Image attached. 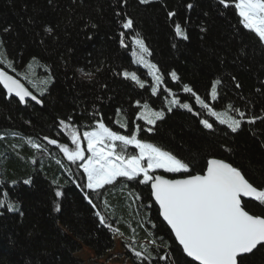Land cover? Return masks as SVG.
Instances as JSON below:
<instances>
[{"label": "snow or ice", "instance_id": "1", "mask_svg": "<svg viewBox=\"0 0 264 264\" xmlns=\"http://www.w3.org/2000/svg\"><path fill=\"white\" fill-rule=\"evenodd\" d=\"M52 2L48 0L49 4ZM116 2L119 10L114 12V16L118 18L120 29L119 45L127 49V40L130 39L133 62L147 70L151 84L142 80L136 71L112 70V74L132 82L139 89H149L153 97L164 95V106L153 110L147 101L137 99L132 104L138 109L132 121L117 107L114 115L125 116V119L113 120L114 124L124 130L116 131L105 122L104 113L97 105V102L103 104L104 96L98 94L91 105L77 104L67 116H57L52 129L56 133L55 137L51 134L43 135L38 142L31 136L25 139L14 130L3 129L0 130V141L6 140L8 136L19 137L18 142L9 147L25 163L33 166L39 164V168L33 169L37 173L43 168V157L53 159L55 165L67 174V182L75 185L81 198L92 209V215L98 222L97 227L112 233L113 240L122 238L126 251L130 257H134L133 264H248L251 257L264 253V165L256 168L251 161L248 165L237 163L239 149L236 137L247 130L264 151V129L256 127L258 124L264 125V106L257 111V101L253 99L254 94L264 99V78L257 75L254 94L250 92L245 96L241 91L243 85L240 80L230 74L233 95L241 103L237 105L229 100L227 112L217 111L213 104L227 96L224 76L213 78L206 95L202 97L193 85L182 81L175 68L162 71L150 59L153 52L145 38L136 31L134 18L123 11L129 5V0ZM154 2L157 0H137L138 5L143 6ZM163 7L167 20L172 22L174 37L180 41H189L190 17L186 15L182 23L174 19L178 15L175 9L169 10L166 4ZM184 7L191 12L196 5L192 0H187ZM214 8L220 15L231 8L238 16L237 34L242 37L245 30L254 34V47L264 52V0H214ZM203 15L207 17L209 13L205 11ZM84 27L95 29L97 25L88 20ZM196 27L201 33L200 39H204L203 34L208 31L204 22L201 21ZM3 31L7 33L10 29L4 28ZM44 31L48 35L54 33L51 27H46ZM88 38L91 39V36ZM4 46L5 42L0 39V49ZM172 47L176 48L177 44L173 43ZM248 47V44L243 45L233 60L234 64L241 57L247 56L245 49ZM220 63L224 64L225 60L221 58ZM0 65L16 71L13 62L3 52H0ZM31 66L29 63L28 67ZM65 67L69 68L67 61ZM261 68L264 69V65ZM69 70L72 72L74 86L88 84L93 86L92 90L98 86L101 93L108 89L107 83L96 79L103 70V63L94 65L86 58L80 65L71 66ZM45 71L49 73L48 79L43 82L45 87L36 95L20 79L0 68V95L18 105L27 106L34 102L35 105L45 107L46 102L42 97L48 91L47 85L55 82L51 70L45 68ZM168 82L178 86L179 92L185 94L187 99L182 101L178 93L168 86ZM190 100L194 104L188 102ZM174 109L190 113L202 126V130H207L214 137L206 154L190 153L189 156H183L150 139L159 134L158 122H163ZM210 118L215 119L210 122ZM82 121L88 123L85 125ZM135 121H144V124ZM216 122L226 128L218 129ZM25 123L31 124V121ZM85 128L88 130H83ZM24 144L40 155H33L26 160L19 152ZM53 148L57 150L55 153ZM6 171V167L0 165V182L5 184L4 190L0 191V209L4 210L0 211V216L8 212L23 217L19 201L9 195V189L19 181L12 180L8 184ZM22 183L31 185L33 176L29 175ZM51 183L54 194L51 210L62 214L64 186L57 180ZM118 185L121 186V193L127 190V197L131 205L136 206L137 214L140 210L144 212L141 220L137 221V226L146 233L144 240H137V228L130 222L125 223L131 234L124 239L125 233L116 226L123 218L113 220L109 214L113 208L107 198L109 189H115ZM139 188L145 190L147 195L138 191ZM154 206H158V217L162 218L160 223L151 218ZM146 224L151 227H145ZM161 224L168 231L167 238L159 231ZM94 238V233L79 237L84 241ZM112 258L119 259L120 254Z\"/></svg>", "mask_w": 264, "mask_h": 264}, {"label": "trees", "instance_id": "2", "mask_svg": "<svg viewBox=\"0 0 264 264\" xmlns=\"http://www.w3.org/2000/svg\"><path fill=\"white\" fill-rule=\"evenodd\" d=\"M186 2L187 0H157L149 6H143L138 5L137 0H129V5L123 11L134 18L136 31L140 32L152 50L153 56L150 59L164 72L175 68L182 81L193 85L202 97L206 95L210 81L223 75L227 96L214 103L213 107L217 111H228L226 105L229 100L237 105L241 103L233 95L230 74L236 75L240 80L243 85L241 91L245 96L250 92L254 94L257 75L264 78V69L261 68L264 65V52L254 47V34L247 30L242 37L237 34L238 16L231 8L220 15L214 8V0H192L196 7L188 12L184 7ZM165 4L169 10L177 11L175 20L183 23L186 15L190 17L189 41H180L174 37L172 22L166 18L163 7ZM116 10H119L116 0H76V3L73 0H53L52 4L48 0H0V39L5 42L0 52L13 62L16 71L13 72L6 65H0V68L22 80L36 95L39 93L33 89L32 83L35 82L39 89L45 87L43 82L49 76L45 68L50 69L55 76V82L47 85L48 91L42 97L46 102L43 108L34 102L27 106L18 105L0 95V130H14L20 137L26 139L31 136L38 142L43 135L51 134L55 137L56 133L52 131L55 118L67 116L77 104L91 105L98 94L104 96L103 104L97 102V105L104 113L105 122L116 131L124 130L114 124L113 120L125 119V116L114 115L117 107L132 121L138 111L132 104L137 99L147 101L154 110L164 106V95L153 97L149 89H139L132 82L113 76L112 70L127 69L136 71L142 80L151 84L147 70L133 62L130 39L127 40V49L119 45L120 29L118 18L114 16ZM205 11L209 13L207 17L203 15ZM88 20L97 27L85 28ZM201 21L208 29L203 34L204 39H200L201 33L196 27ZM46 27L53 28L54 33L46 34ZM4 28H9L10 31L5 33ZM173 43L177 44L176 48L172 47ZM244 44L249 45L245 49L247 56L241 57L234 64L233 60ZM33 57L36 59L33 60ZM86 58L94 65L103 63V70L96 77L101 83L108 84V89L102 93L98 86L92 90L93 86L88 84L74 86L71 80L72 72L69 68L80 65ZM221 58L225 60L224 64L220 63ZM65 61L69 68L65 67ZM29 63L31 68L28 67ZM168 86L178 93L182 101L187 99L185 94L179 92L178 86L171 82H168ZM253 99L257 101V111L264 106V99L255 94ZM188 102L194 104V101ZM195 107L198 109V106ZM214 119L210 118V122ZM26 121H31V124L25 123ZM135 122L144 124V121ZM81 123L86 125L88 122ZM215 126L218 129L226 128L218 122ZM158 127L159 134L150 139L183 156H189L190 153L206 154L214 139L207 130H202L196 118L184 110L174 109L163 122H158ZM256 127L264 129L262 124ZM219 134L217 132V136ZM18 140L19 137L8 136L6 140L0 141V165L7 169L6 181L8 184L12 180L19 181L9 189V195L13 200L19 201L24 212L23 217L18 213L8 212L0 216V264H83L82 259L77 257L83 247L89 248L99 259L114 250L116 239H112V233L107 229L97 227L98 222L92 215V209L81 198L75 185L67 182V174L63 169L55 165L53 159L43 157V168L39 173L33 171L34 168H39V164L33 166L25 163L9 147ZM236 144L239 149L237 163L248 165L251 161L256 168L264 165V151L247 130L236 137ZM52 151L55 153L57 150L53 148ZM19 152L26 160L33 155H40L26 144L19 148ZM29 175L33 176V183L23 184L22 180ZM169 177L173 178L171 175ZM53 180L64 186L62 214L51 210L54 199ZM4 187L5 184L0 182V191ZM120 188L118 185L115 189H109L107 198L113 206L109 214L113 216V220L123 218L116 226L125 233L124 239L131 234L125 223L130 222L137 228V240H144L146 233L137 226V221L141 220L144 212L140 210L137 214L136 206L131 205L127 197V190L121 193ZM137 190L147 195L142 188ZM150 215L157 223L162 220L158 217V206L152 208ZM145 227L151 226L146 224ZM159 231L168 237V231L162 224ZM89 233L95 234L93 240L79 239ZM124 257L133 263L134 257H130L126 249ZM248 264H264V253L251 257Z\"/></svg>", "mask_w": 264, "mask_h": 264}, {"label": "rangeland", "instance_id": "3", "mask_svg": "<svg viewBox=\"0 0 264 264\" xmlns=\"http://www.w3.org/2000/svg\"><path fill=\"white\" fill-rule=\"evenodd\" d=\"M34 83H32V87L36 92L39 93V91L41 89L37 88L36 84H34ZM222 111L227 112L226 110H222ZM124 251H125V247L122 244V238L118 237V238H116V245H115L114 250L107 253V255H105L101 259L97 258L95 256V254L93 253V251H91L87 247H83L82 250L79 253H77V257L82 259L83 264H133L132 262L125 259ZM117 253L120 254L119 259H116V258L110 259V257H114L115 254H117Z\"/></svg>", "mask_w": 264, "mask_h": 264}, {"label": "water", "instance_id": "4", "mask_svg": "<svg viewBox=\"0 0 264 264\" xmlns=\"http://www.w3.org/2000/svg\"><path fill=\"white\" fill-rule=\"evenodd\" d=\"M5 71H7V70H5ZM7 72H8V71H7ZM8 73H9V72H8ZM9 74H10V75H13V74H11V73H9ZM13 76H14V75H13ZM14 78H17V77L14 76ZM17 79H19V78H17ZM20 81H21L22 84H24L25 87H27L26 84H25L22 80H20ZM27 88H28V87H27ZM28 89H29V88H28ZM29 90H30V89H29ZM30 91H31V90H30ZM169 178H170V177H169Z\"/></svg>", "mask_w": 264, "mask_h": 264}]
</instances>
